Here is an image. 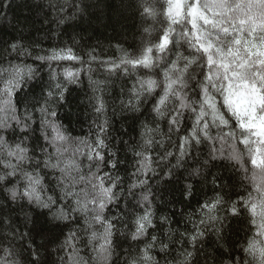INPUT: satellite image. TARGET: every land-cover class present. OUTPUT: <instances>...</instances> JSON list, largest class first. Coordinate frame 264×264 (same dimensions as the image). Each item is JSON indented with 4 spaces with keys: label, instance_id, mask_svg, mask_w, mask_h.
Segmentation results:
<instances>
[{
    "label": "snow or ice",
    "instance_id": "snow-or-ice-1",
    "mask_svg": "<svg viewBox=\"0 0 264 264\" xmlns=\"http://www.w3.org/2000/svg\"><path fill=\"white\" fill-rule=\"evenodd\" d=\"M9 7L10 3L4 4L3 0H0V8ZM50 7L59 8L63 12L65 6L50 4ZM72 7L83 10L74 0ZM162 8L169 23L159 37V42L143 47L139 55L129 54L117 45V51L122 53L117 59L102 60L94 50L90 51L86 54L88 57L86 70L91 72L93 63L105 68L109 73L121 67L125 71L129 67L133 70L139 67L152 69L157 66L154 61L162 59L160 55L153 56V49L159 54L171 51L170 42L177 48L187 46V54L176 51L175 59H171L170 65L165 68L162 94L155 100L152 111L157 117L166 118L169 133L177 135L174 147L179 151L178 163L180 158L188 155L193 144H200L202 138L213 139L210 135V129L213 127L218 130V138L236 142L228 159L245 173L249 171L247 164L250 163L253 184L251 192L246 196L241 195L239 201L231 204L230 212L233 216L239 215V205L242 204L248 214L247 218L256 231L250 238H245L246 242H239V250L244 254L243 257L234 256L232 248L219 246L221 251L218 264H264V0H164ZM143 10L145 13L155 14L151 7H144ZM60 22H64L63 16ZM173 24L182 27L178 39L173 37L170 40L174 31ZM144 31L147 32L148 29L145 28ZM5 44L7 47L4 51L9 55L31 57L36 66L25 65V72L9 61L12 72L0 74V192L12 202L24 200L28 205L47 213V229H36L43 241L38 247H44L49 243L59 244V249L66 253L61 258L62 264H87L79 257L78 244L83 243L80 231L69 228L70 224H78L80 219H83L86 226L85 233L91 230L87 237L88 244L99 254L103 264H112L115 249L118 247L115 221L123 220V217L106 215L109 205L117 203L119 195L122 194L115 191L120 182L119 175L113 177L111 172L105 171V169L115 171L120 163L118 159H114L116 153L108 151L104 138L108 121L104 120L98 125L96 140L93 143L82 142L85 143L86 152L76 149V152L86 156L88 161V175H80L79 182L91 186L90 191L80 189L83 193L81 197L80 193L75 191V183L69 184L63 175L67 166H61L60 157L68 151L63 144H70L72 138L65 134L67 130L62 131V125L55 122L58 119L57 111L48 107L51 99L55 97L54 92L48 91L45 106L38 109L35 106L30 109L26 100L19 97L24 86L32 83L44 66H48L50 77L53 80L57 79L59 73L52 68L53 63L65 61L79 63L80 68H65L63 73L69 84L78 83L85 60L71 46L37 49L33 47L35 42L26 44L23 37ZM138 82L139 89L133 88L132 99L126 105L132 111H139V105L144 102V98L152 96L158 87L157 80L151 77ZM189 87L196 96V100L191 102L187 95ZM56 90L59 99L63 100L65 90L61 83L57 82ZM169 104L172 105L170 109ZM103 109L104 103L98 98L95 110L102 113ZM37 111L42 138L55 150L52 153L48 147H40V153L44 156L43 167L62 174L57 181L62 193L59 199L53 195H45L43 176L39 171L30 172L24 167L26 163L36 159L30 154V151L34 150H30L26 141L32 138L31 134L36 130L33 124L36 123ZM186 112H190L194 119L190 130L180 136ZM49 127L53 133L51 137L47 133ZM144 127L147 129V125ZM224 129L228 131L225 132ZM153 131L159 133L160 129L157 127ZM9 135L23 139L10 143ZM156 144L162 146V141L156 140L153 136L143 139L141 150L133 149L134 156L138 158V167L133 173L137 181L129 185L130 193L138 187L147 186L148 181L140 179V175L155 172L152 165L156 161L148 152ZM237 145H243V149H239ZM173 155L172 151H166L161 161ZM215 158L213 155V159ZM40 164L41 161L36 159L37 168ZM72 167L77 173L81 172L80 164L73 161ZM192 174H199V169H192ZM141 201L143 211L134 214L132 220L134 230L130 233L131 240L137 242L136 255L131 256L127 264H159L152 255L153 249L159 243V251L167 256L170 245L158 241V237L153 234L150 240L144 241L142 247L139 246V242L147 237L149 229L153 227L154 215L148 193L142 194ZM222 203L223 198L217 195L211 202L203 205L208 209L206 215L209 219H216L211 214ZM94 225H99L103 231L98 233L94 230ZM65 227L69 229L67 235L64 232ZM203 236L204 232L200 227L194 226V234L188 238L193 249L198 239ZM61 237H64L62 242ZM0 251L4 253L0 256V264H22L21 260L15 259L19 253L13 248L4 247ZM30 255L32 264H40L39 253L35 248L30 250ZM181 255L183 260L178 264H194L196 255L194 250H186ZM165 264L168 262L165 261Z\"/></svg>",
    "mask_w": 264,
    "mask_h": 264
},
{
    "label": "trees",
    "instance_id": "trees-1",
    "mask_svg": "<svg viewBox=\"0 0 264 264\" xmlns=\"http://www.w3.org/2000/svg\"><path fill=\"white\" fill-rule=\"evenodd\" d=\"M74 2L82 6L83 10L73 9V0H3L4 4L10 3V7L0 8V74L12 72L9 61L25 72V65L36 66L31 57H16L15 54L9 55L4 51L7 47L5 42L10 44L20 37L24 38L26 44L35 42L33 47L37 49L71 46L83 56L85 65L78 83L69 84L63 73L65 68H80L79 63L70 61L53 63L52 68L59 73L57 79L53 80L49 75L48 66H44L37 78L24 86L19 97L26 100L30 109L34 106L38 109L45 106L48 91L54 92L55 97L51 99L48 107L57 111L58 119L55 122L62 125V131L67 130L65 134L72 138L70 144L58 142L68 148L60 157L61 166H67L63 175L69 184L75 183V191L80 193L81 197L83 193L80 189L90 191L91 186L79 182L80 175H88V161L86 156L80 155L76 149L86 152L85 143L82 142L93 143L96 140L98 125L104 120L108 121L104 138L108 151L116 153L114 159H118L120 163L115 171L111 169L105 171L111 172L113 177L119 175L120 182L115 191L122 194L119 195L117 203L109 205L106 215L123 217V220L115 221L118 247L115 249L112 264H127L129 258L136 255L137 242L131 240L130 233L134 230L132 224L134 214L143 211L141 196L145 192L149 194V203L154 213L153 227L149 229L147 237L139 242V246L142 247L144 241L150 240L153 234L158 237V241L169 244L167 256L159 251V243L153 249L152 255L159 264H165V261L168 264H178L183 260L181 253L186 250L195 251L194 264H218L221 245L232 248L234 256L243 257L244 254L239 250V242H246L245 238L253 236L256 229L247 218L248 214L242 204L239 205L240 214L237 216L231 214L230 207L233 202L240 200L241 195L246 196L252 191L251 164H247L249 171L245 173L228 159L236 142L218 138V130L215 127L210 129L213 139L202 138L200 144H193L188 155L180 158L178 163L179 151L174 147L178 137L175 133H169L167 119L157 117L152 111L155 100L162 94L165 68L170 65L171 59H175L176 51L187 54V46L177 48L170 42L171 51L159 54L153 49V56L160 55L162 59L154 61L157 66L152 69L139 67L133 70L129 67L125 71L121 67L109 73L105 68L93 63L92 71L86 70L88 63L86 54L90 51L94 50L102 60L117 59L122 54L117 51V45L129 54L139 55L143 47L159 42V37L169 23L163 14L164 0H74ZM50 4H63L64 11L50 7ZM144 7H151L155 14L145 13ZM61 16L64 17L63 23L60 22ZM181 27L177 24L172 25L174 31L170 40L173 37L178 39ZM145 28L148 29L147 32L144 31ZM148 77L157 80L158 87L152 96L144 98V102L139 105V111H132L126 107L128 101L132 99V90L134 87L139 89L138 81ZM57 82L61 83L65 90L63 100L59 99ZM187 95L190 97L189 102L196 100L191 87L188 88ZM98 98L104 103L102 113L95 110ZM217 100L219 102V97ZM171 106L169 104V109ZM20 113L23 114V108L20 109ZM193 119L191 113L186 112L180 136L190 130ZM144 125H147V129ZM33 127L36 130L31 134L32 138L26 141V145L30 150H34L30 151V154L39 159L41 164L37 168L36 159H33L24 167L30 172L39 171L43 176L45 195H53L59 199L62 193L57 181L62 174L43 167L44 156L40 153V147H48L52 153L55 150L42 138L38 111ZM157 127L160 132L154 133L153 130ZM224 131L227 132L228 129ZM47 133L50 137L53 135L50 127ZM153 136L156 140L162 141V146L156 144L148 152L156 161L152 165L155 172L140 175V179L148 181L147 186L138 187L130 193L129 185L137 181L133 173L138 167V158L134 156L133 149L141 150L143 139ZM8 139L11 143L18 142L23 137L9 135ZM237 146L243 149V145ZM166 151H172L174 155L161 161ZM73 161L80 164V173L72 167ZM194 168L199 169V174H192ZM217 195L223 198V203L211 214L216 217L212 220L206 215L208 209L203 205L211 202ZM43 211L28 205L24 200L12 202L0 192V249L13 248L19 253L15 259L21 260L22 264H32L30 255L32 248L39 253L40 264H62L61 258L66 253L59 249V244L49 243L44 247H38L43 241L36 229L46 230L48 227V216ZM194 226H199L204 232V236L195 244V249L188 239L194 234ZM85 227L83 219H80L78 224L69 225V228L80 231L83 243L78 244L79 257L87 264H103L99 254L88 244L87 237L91 230L86 234ZM68 230L67 227L64 228L65 235ZM94 230L98 233L103 231L99 225H94ZM63 239L64 237H61V242ZM3 255L4 253L0 251V256Z\"/></svg>",
    "mask_w": 264,
    "mask_h": 264
},
{
    "label": "rangeland",
    "instance_id": "rangeland-1",
    "mask_svg": "<svg viewBox=\"0 0 264 264\" xmlns=\"http://www.w3.org/2000/svg\"><path fill=\"white\" fill-rule=\"evenodd\" d=\"M255 171H257V172H258L259 170H255Z\"/></svg>",
    "mask_w": 264,
    "mask_h": 264
}]
</instances>
